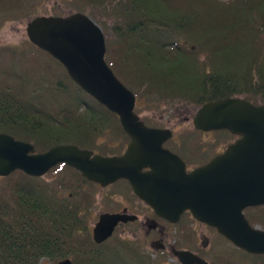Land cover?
I'll return each mask as SVG.
<instances>
[{
	"label": "trees",
	"instance_id": "obj_1",
	"mask_svg": "<svg viewBox=\"0 0 264 264\" xmlns=\"http://www.w3.org/2000/svg\"><path fill=\"white\" fill-rule=\"evenodd\" d=\"M73 6L105 29L106 60L136 95L135 110L138 101L199 106L229 96L264 103V0H74ZM30 45L0 57V131L36 151L74 143L119 153L128 135L118 115L59 60ZM53 170L59 171L53 181L19 169L0 178V264H42V257L56 264L62 256L72 264H165L120 236L95 242L93 197L84 187L91 182L65 163Z\"/></svg>",
	"mask_w": 264,
	"mask_h": 264
},
{
	"label": "water",
	"instance_id": "obj_2",
	"mask_svg": "<svg viewBox=\"0 0 264 264\" xmlns=\"http://www.w3.org/2000/svg\"><path fill=\"white\" fill-rule=\"evenodd\" d=\"M26 33L33 44L58 59L84 91L118 115L130 140L119 154L103 155L73 143L36 151L31 142L0 131V176L16 169L41 176L65 162L102 185L125 177L158 215L175 222L189 208L197 220L218 228L236 245L264 252V230L251 227L241 213L245 205L264 201V103L229 96L201 104L192 116L195 128L227 129L238 137L186 172L183 159L163 146L172 130L146 125L134 110L135 94L107 63L104 32L91 16L79 10L35 15L27 21ZM134 218L125 211L100 213L92 227L93 240L104 241L119 222ZM174 254L181 264H210L190 249H175ZM57 264H72V259L64 257Z\"/></svg>",
	"mask_w": 264,
	"mask_h": 264
},
{
	"label": "rangeland",
	"instance_id": "obj_3",
	"mask_svg": "<svg viewBox=\"0 0 264 264\" xmlns=\"http://www.w3.org/2000/svg\"><path fill=\"white\" fill-rule=\"evenodd\" d=\"M29 2L30 3L27 4L25 3L20 9L15 8L13 12L5 13L2 16L0 15V57H2V55L7 56L6 52L9 49L15 50V52H17L18 54H22L23 52H27V50L32 47L30 45V41L27 38L25 27L27 20L33 15H62L70 11L77 10L73 6L74 0H30ZM5 3L6 1H4L3 4ZM0 5L2 4L0 3ZM98 24L102 27L104 34H106V31L103 28L102 24ZM138 104L141 109L136 111L147 124L154 123L158 126L172 127L175 137L174 140L169 141V144H172L173 147L186 155L190 156L191 154H194L195 157L198 158L200 157V154H198L199 150L203 151L204 153H209L213 149L219 150L223 148L227 144V142L232 140L234 137L226 136V133L221 131H212L208 133L193 131L191 120L189 119L185 121L184 117L192 116L198 106L185 102L168 104L138 101ZM122 149L123 148H121L120 150ZM58 172L59 171L52 169V171L47 173L44 178L49 181H53L55 177H58ZM2 177L4 176H0V178ZM0 182H2V179H0ZM85 187L88 189L89 186L86 185ZM93 192V201L90 206V227L97 219L98 213L103 210H111L116 208L119 209L125 204H128L129 207L135 209L136 211H139L140 208H142L141 203L135 202L136 199L131 195L128 185L120 181L106 189H103L102 191L101 189L97 188L94 189ZM132 197L135 199V201H133ZM191 221L192 219L190 217L185 216L182 217L176 227L171 225L169 227L170 239L168 241L174 238L179 244H184L186 239L190 238L192 242L190 243L191 247L193 249H200L201 245L198 244L197 246V243L195 244L193 240L194 238L196 240L198 239L197 242L199 243L200 233L203 232L209 238L207 246L203 249V254L208 259L214 260L216 257L215 254L217 251V246L227 245L226 242L220 239V237H218L214 233L212 228L202 225L198 226L196 222L193 226H191ZM137 228V225L134 224L125 226L123 231L119 227L115 230L112 236H120L135 243L136 241H138L137 239L143 240V238H141L142 236H139V233L143 234V232H137ZM135 232H137V235H134ZM132 237H135L136 239H132ZM142 248L143 247L141 245V249ZM235 254L244 262L256 264L255 261L257 257L241 251H236ZM152 256L155 259H158V257H162L161 260L166 264L168 262H175V260H171L169 258L168 253L159 254L154 252ZM42 264H52V261L44 259L42 260Z\"/></svg>",
	"mask_w": 264,
	"mask_h": 264
},
{
	"label": "flooded vegetation",
	"instance_id": "obj_4",
	"mask_svg": "<svg viewBox=\"0 0 264 264\" xmlns=\"http://www.w3.org/2000/svg\"><path fill=\"white\" fill-rule=\"evenodd\" d=\"M4 1H6L5 4H3ZM29 1L30 0H0V3L2 4V5H0V15L2 16L5 13L13 12L15 8L20 9L25 3L26 4L30 3ZM192 116H193V114H192ZM192 116L184 117L185 121L190 119L191 123H192ZM144 122H145V120H144ZM147 125L158 126V125H155L154 123L147 124ZM159 127H167V126H159ZM192 128H193V131L201 132V133H208V132L213 131V130L197 129V128H194L193 125H192ZM171 129H172V127H171ZM233 136H234L233 137L234 140L238 137V135H236V134H234ZM174 137L175 136H174L173 130H172V135L169 138H167L163 142V144L165 147H167L171 151L177 153L183 159L186 172H190L193 169L197 168L198 166L205 164L211 158H213L216 154L222 152L224 150V147H225L224 146L223 148H221L219 150L213 149L210 152L208 151L209 153H204L203 151L199 150L198 154H200V157L196 158L194 154H191L190 156L186 155L183 152L176 149L175 147H173L172 144L170 145L169 141L174 140ZM129 139L130 138H128V141H129ZM128 141L125 143L123 149L120 152L124 151V148L126 147ZM173 143H174V141H173ZM178 144H179V141H178ZM94 152H97V151H94ZM52 169H53V167L50 168L44 175H42V177H44L47 173L52 171ZM147 169H149L148 166L142 168V170H147ZM88 181L91 182L90 185H87L84 183L83 184L85 186L86 185L89 186L88 189H89V192L91 194L94 193L93 192L94 189L99 188L102 191L103 189H106V188L110 187L111 185H113L119 181L128 185L129 190L131 192V195L136 199V201H135V199L132 197L133 201L141 203L142 208H140L139 211H136L135 209H132L131 207H129L128 204L127 205L125 204L119 209L116 208V209H111V210H103V211L98 213V216L102 212H124V211L127 213H130V214L136 215V218H134L132 220H127L125 222H122V221L119 222L114 227L113 233L119 227L123 231L125 226H128L130 224L137 225V227H138L137 232H143V234L139 233V236H142L141 238H143V240L137 239L138 241H136L135 243H137V245L140 247L142 245V247H143L142 249L145 250L147 253H150L151 255L154 254V252L159 253V254L168 253L169 258L171 260H175L176 263L181 264L179 262L178 257L174 254V250L175 249H190L194 253L198 254L200 257L206 259V261L210 264H250V263L244 262L243 260L239 259L236 256V254H235L236 251H241V252H244L246 254L257 257V259L255 261L256 264H264V252H251V251H248V250L236 245L230 238H228L221 231H219L218 228H216V227H214V226H212L206 222L197 220L193 216V213L189 208H186L185 210H183L181 215H180V218L175 222L170 221L167 218L158 215L154 211V208L152 205H150L146 200L139 197L133 191L128 179L125 177L118 178L115 181L108 183L106 185H102L101 183H99L97 181H93V180H88ZM69 194H71V193H69ZM231 205H232V203H231ZM228 213L231 214L229 209H228ZM241 213L244 215L245 219L247 220V222L249 223V225L251 227L264 230V201L260 202V203H256V204L245 205L244 207H242ZM98 216H97V219H98ZM185 216L190 217L192 219L191 226H193L194 223L196 222L198 224V226L202 225L205 227H210L213 229L214 233L218 237H220V239H222L223 241L226 242L227 245H218L217 246V251L215 254L216 257L214 260L208 259L203 254V249L207 246L208 241H209V238L203 232L200 233L199 243L197 242L198 239L196 240L194 238L195 241L193 240V242L195 244L197 243V246H198V244L201 245L200 249L199 248L193 249L191 247L190 243H192V242H191L190 238L186 239L184 244H179L176 241V239H174V238L172 240L168 241L170 239L169 227L171 225L176 227L178 222L182 219V217H185ZM230 216H233V214ZM95 221L93 222V225H94ZM92 226H91V231H92ZM137 232H135L134 235H137ZM135 237H132V239L133 238L136 239ZM203 240H207V244L205 246L202 244ZM142 242H144V243H142ZM62 257H64V256H62ZM62 257H60V258L62 259ZM60 258H58L57 260H59ZM44 259H48V258L42 257L40 260H44ZM244 260H249V259H244ZM170 264H172V263H170ZM194 264H196V263H194Z\"/></svg>",
	"mask_w": 264,
	"mask_h": 264
}]
</instances>
